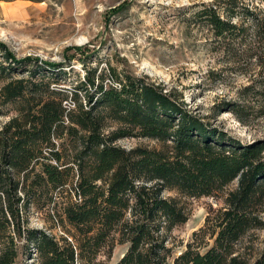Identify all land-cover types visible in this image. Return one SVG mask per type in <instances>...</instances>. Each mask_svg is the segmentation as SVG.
Masks as SVG:
<instances>
[{
	"label": "trees",
	"instance_id": "16d2710c",
	"mask_svg": "<svg viewBox=\"0 0 264 264\" xmlns=\"http://www.w3.org/2000/svg\"><path fill=\"white\" fill-rule=\"evenodd\" d=\"M195 15L216 48L240 58L244 46L257 47L250 56L264 63V16L248 5L240 11L236 0L203 3ZM4 49L14 64L25 62ZM61 66L36 65L0 87V102L17 106L0 127V264H20L31 250L36 264H104L115 243L127 246L114 264H170L168 233L188 212L164 189L223 194V205L210 208L173 264H264V237L255 255L241 247L251 230L264 229V139L229 137L174 92L110 65L86 69L70 89L52 86L43 69L64 76ZM243 90L260 93L264 103V71ZM228 105L243 121L239 104ZM128 136L159 146L116 143ZM49 204L60 206L58 237L26 223L31 205Z\"/></svg>",
	"mask_w": 264,
	"mask_h": 264
},
{
	"label": "rangeland",
	"instance_id": "374dc122",
	"mask_svg": "<svg viewBox=\"0 0 264 264\" xmlns=\"http://www.w3.org/2000/svg\"><path fill=\"white\" fill-rule=\"evenodd\" d=\"M214 1L0 0V42L13 59L25 61L16 65L12 58L4 57V47L0 49V87L10 77L30 75L36 65L60 63L64 76L58 74V68L54 75L50 70L43 72L51 79L59 77L58 83L50 79L52 86L70 89L86 69L99 70L110 65L174 92L187 109L229 137L244 143L263 140L262 96L244 91L243 87L252 83L259 71H264V63L250 56L257 47L248 50L244 46L247 50L240 58L216 48L211 32L195 15L203 3ZM236 2L240 11L248 5L264 16V0ZM2 66L5 72H1ZM255 87L261 89L260 85ZM231 102L239 104L243 121L228 109ZM16 107L0 102V127L17 112ZM116 143L126 148L159 146L157 140L142 136L122 137ZM235 185L236 179L225 190ZM163 194L180 198L188 212L187 220L174 225L168 233V261L173 264L193 232L204 224L210 208L223 205V194L184 197L168 189ZM56 208L60 212V206L52 204L43 208L31 205L27 225L58 237L62 228L55 218ZM263 237L264 229L251 230L242 239L241 247L255 255L261 249ZM126 246L115 243L109 256H101L104 264H114ZM19 262L36 264L34 250L23 253Z\"/></svg>",
	"mask_w": 264,
	"mask_h": 264
}]
</instances>
